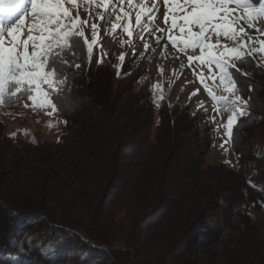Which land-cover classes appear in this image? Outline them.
<instances>
[{"label":"trees","instance_id":"obj_1","mask_svg":"<svg viewBox=\"0 0 264 264\" xmlns=\"http://www.w3.org/2000/svg\"><path fill=\"white\" fill-rule=\"evenodd\" d=\"M132 60L83 40L63 57L56 140L0 121V264H264V220L247 210L264 214L262 56L237 64L250 104L229 137L235 167L203 158L206 110L155 104ZM26 101L6 92L3 107L45 113Z\"/></svg>","mask_w":264,"mask_h":264},{"label":"snow or ice","instance_id":"obj_2","mask_svg":"<svg viewBox=\"0 0 264 264\" xmlns=\"http://www.w3.org/2000/svg\"><path fill=\"white\" fill-rule=\"evenodd\" d=\"M164 3L165 23H170L168 40L173 47L180 43L185 51L199 49V56L188 57L190 64L197 60L204 65L214 66L219 73L223 92L230 94L217 97L208 91L213 101H223L226 111L231 113L227 115L224 128L227 135L232 137L240 118L249 115V109L245 106L250 104L242 95H237L241 91L239 81L235 79L240 75L237 64H244L246 60L250 61L264 52V41L253 40L241 25L246 23L247 28L252 29L256 20L264 18V0H252L251 3L249 0H164ZM128 4L131 8L132 0H128ZM74 6L78 7L76 0H69V6H65L63 0H0V103H3L7 92L9 98L26 96V103L34 104L39 100L41 108L51 106L53 110H59L56 99L64 83L58 76L59 62L65 55L74 54L82 40L90 55L96 44L97 26L92 25L89 43L83 30L86 22L79 21L78 24V11L76 17L71 15L70 9ZM98 6L110 5L102 0ZM236 9L242 11L237 14ZM144 10L142 8L136 12L138 26L141 25ZM156 10L153 2V6L147 9L150 21L154 20ZM128 16L129 13L125 12L124 19ZM112 28L116 29L117 25L113 24ZM177 29L179 41L172 35ZM124 30L129 36L132 35L127 26ZM221 36L231 40L233 46L221 45L214 50L212 41L219 45ZM160 40L161 37H156L157 43ZM258 43L262 45L260 48L256 46ZM67 63L64 61V64ZM216 78L212 76L213 80ZM204 87L207 90V84Z\"/></svg>","mask_w":264,"mask_h":264},{"label":"rangeland","instance_id":"obj_3","mask_svg":"<svg viewBox=\"0 0 264 264\" xmlns=\"http://www.w3.org/2000/svg\"><path fill=\"white\" fill-rule=\"evenodd\" d=\"M65 6H69V0H63ZM102 0H76L78 7H71V15L77 16L79 12V21H85L83 30L89 43L92 38V25L97 26L96 44L93 46V53L99 54V50L107 53L111 49L112 54L118 61L120 57L133 58L132 64L138 62L145 63V73L143 76L148 78L150 83L151 99L157 104L160 98L164 97L168 101L178 100L181 103H188L192 110L201 108L206 110L203 116L202 127L210 135L211 144L207 151L203 153V158L207 161L224 162L229 166L235 167L234 154L230 148V138L224 125L227 122V115L223 101L217 103L213 101L208 91H211L217 97L230 95L223 92V86L219 82V73L214 66L202 64V62L193 60L190 64L188 57L190 55L199 56V49L183 50V45L178 43L173 47L168 40V28L170 23L166 24L164 19L165 3L164 0H132V7L129 8L128 0H103V3L109 4V7H100ZM155 2L157 10L154 14V20L150 21L147 16V9L153 6ZM171 2V0H170ZM258 6V5H257ZM234 7V5H233ZM145 9L141 14V25L136 24V12ZM242 10L236 9L237 14ZM129 16L124 19V13ZM119 17V19H118ZM230 19V18H226ZM117 28L113 29L112 25ZM127 26L132 33L129 36L124 30ZM241 26L245 28L248 35L256 41H264V18L256 20L254 28H247L246 23ZM235 28V25H232ZM163 29L164 31H158ZM258 29L259 31H257ZM174 38L180 40V33L177 30L172 32ZM161 37L159 43L156 37ZM214 50L216 47L225 45L233 46L231 40L220 38L219 45L212 41ZM147 45V47H146ZM257 48L262 45L257 44ZM264 60V52L260 54ZM211 67V72L209 68ZM215 75L217 78L212 79ZM203 81V82H202ZM208 88L205 89L204 85ZM35 95V93H33ZM234 99V97H233ZM0 103V121L3 122V132L15 134L20 131L25 138L41 137L47 140H56L60 136L63 118L53 110L51 106H45L43 112H33L24 114L23 120L16 114H10V107H3ZM40 107L39 100L34 104ZM239 106V105H238ZM248 212L256 219L264 220V214L258 213L251 206Z\"/></svg>","mask_w":264,"mask_h":264},{"label":"crops","instance_id":"obj_4","mask_svg":"<svg viewBox=\"0 0 264 264\" xmlns=\"http://www.w3.org/2000/svg\"><path fill=\"white\" fill-rule=\"evenodd\" d=\"M246 107V106H245Z\"/></svg>","mask_w":264,"mask_h":264}]
</instances>
